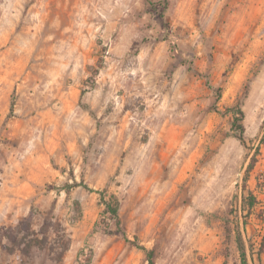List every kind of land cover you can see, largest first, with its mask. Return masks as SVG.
Masks as SVG:
<instances>
[{
  "label": "rangeland",
  "instance_id": "1",
  "mask_svg": "<svg viewBox=\"0 0 264 264\" xmlns=\"http://www.w3.org/2000/svg\"><path fill=\"white\" fill-rule=\"evenodd\" d=\"M164 1L0 0V224L58 218L59 264H240L237 226L264 264V0Z\"/></svg>",
  "mask_w": 264,
  "mask_h": 264
},
{
  "label": "trees",
  "instance_id": "2",
  "mask_svg": "<svg viewBox=\"0 0 264 264\" xmlns=\"http://www.w3.org/2000/svg\"><path fill=\"white\" fill-rule=\"evenodd\" d=\"M164 2H167L165 0ZM164 17V14H161ZM228 110L233 111L235 113L233 127L238 130V137L242 143H246L244 133H245V125L243 123L245 113L240 105H236L234 107L228 108ZM264 144V135L261 138L260 144L256 147V151L252 156L251 162L246 171V176L244 178L243 190L247 189V180L250 174V171L255 167L257 163V155L260 151V145ZM82 183H78L77 181L70 186H78ZM88 188L87 184H83ZM101 194L102 203L105 204V209L103 212L105 214H110L111 218H113L116 222V225L120 227L121 219L119 215L120 210V200L116 195H111L109 199H107L106 192L104 190L98 191ZM258 203V198L254 194L252 190H248V194H243V207L247 209L248 213L251 214L252 210ZM76 209L79 211V216L76 221L82 218V209L79 201H75ZM99 224V221L96 223V226ZM229 224V222H228ZM246 225V221L244 222ZM231 230V227L229 228ZM235 239L237 243V248L240 255V264H250L246 243L242 237L240 228L237 226V231L235 234ZM9 242V243H6ZM71 235L68 231V228L60 222L58 218L55 216L47 217L43 220L39 228H34L30 219H22L18 224L7 226L0 224V246L9 252H14L19 250L25 254H29L32 252L34 248H48L50 259L55 263L59 264L66 252L69 250L71 246ZM264 243H262L261 248L259 249V253L263 251ZM145 249V248H143ZM146 250V249H145ZM149 264H156L154 260V251L146 250ZM250 259L252 260V264H256L253 248H250ZM260 259V257H259Z\"/></svg>",
  "mask_w": 264,
  "mask_h": 264
}]
</instances>
